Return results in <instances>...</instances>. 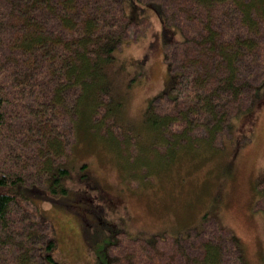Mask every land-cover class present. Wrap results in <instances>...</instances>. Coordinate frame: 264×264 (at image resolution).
Masks as SVG:
<instances>
[{"label": "trees", "instance_id": "1", "mask_svg": "<svg viewBox=\"0 0 264 264\" xmlns=\"http://www.w3.org/2000/svg\"><path fill=\"white\" fill-rule=\"evenodd\" d=\"M135 2L161 13L165 28L176 26L181 35L168 42L179 48L165 55L174 75L169 94L138 123L125 117L128 99L115 75L137 24L125 0H0V147L11 142L0 154V264H63L55 225L37 201L90 188L78 146L109 134L104 143L118 152L126 175L158 182L191 139L218 150L215 142L235 120H252L264 106V0ZM13 118L22 121L18 128L9 125ZM129 152L138 155L134 162ZM142 168L140 177L131 174ZM78 195L82 215L94 216L88 226L102 224L103 207ZM256 210L264 215V178ZM217 223L213 231L202 224L143 236L110 256V264H248L242 238Z\"/></svg>", "mask_w": 264, "mask_h": 264}, {"label": "rangeland", "instance_id": "2", "mask_svg": "<svg viewBox=\"0 0 264 264\" xmlns=\"http://www.w3.org/2000/svg\"><path fill=\"white\" fill-rule=\"evenodd\" d=\"M125 4L128 18L137 24L130 29V44L117 57L115 75L128 99L125 117L138 123L153 103L162 106L164 94H169L174 75L165 55L179 48L180 44L168 42L180 40L181 35L176 26L165 28L161 13L142 9L135 0ZM251 119L235 120L224 138L215 142L219 151L207 149L206 140L198 145L191 139L184 158L170 162L158 182L126 175L119 167L118 152L104 143L112 140L109 134L95 137L89 147L78 146L76 157L89 164L91 180L90 188L77 191V199L89 196L90 204L103 207L102 224L88 226L94 216L82 215L84 205L75 201V191L57 202L37 201L44 217L55 225L62 263L110 264V256L143 236L172 235L202 224L213 231L217 221L242 238L248 264H264V215L256 210L257 184L264 178V106ZM18 123L22 121H9L16 128ZM114 131L124 158L125 136L120 129ZM142 134L145 139L146 132ZM9 144V140L1 142L0 154ZM147 155L157 159L150 152ZM137 156L129 152L128 159L134 162ZM144 172L142 168L131 174L140 177Z\"/></svg>", "mask_w": 264, "mask_h": 264}, {"label": "bare ground", "instance_id": "3", "mask_svg": "<svg viewBox=\"0 0 264 264\" xmlns=\"http://www.w3.org/2000/svg\"><path fill=\"white\" fill-rule=\"evenodd\" d=\"M197 218V217H196Z\"/></svg>", "mask_w": 264, "mask_h": 264}]
</instances>
